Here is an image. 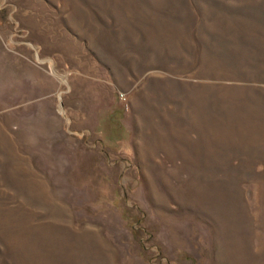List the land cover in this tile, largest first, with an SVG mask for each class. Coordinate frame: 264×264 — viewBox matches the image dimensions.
I'll return each instance as SVG.
<instances>
[{
  "label": "rangeland",
  "instance_id": "obj_1",
  "mask_svg": "<svg viewBox=\"0 0 264 264\" xmlns=\"http://www.w3.org/2000/svg\"><path fill=\"white\" fill-rule=\"evenodd\" d=\"M0 264H264V0H0Z\"/></svg>",
  "mask_w": 264,
  "mask_h": 264
}]
</instances>
